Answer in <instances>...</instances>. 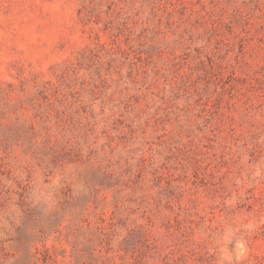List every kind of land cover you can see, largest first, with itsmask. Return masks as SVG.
<instances>
[{"label": "rangeland", "instance_id": "374dc122", "mask_svg": "<svg viewBox=\"0 0 264 264\" xmlns=\"http://www.w3.org/2000/svg\"><path fill=\"white\" fill-rule=\"evenodd\" d=\"M0 264H264V0H0Z\"/></svg>", "mask_w": 264, "mask_h": 264}]
</instances>
